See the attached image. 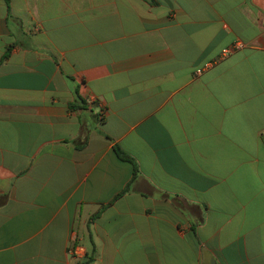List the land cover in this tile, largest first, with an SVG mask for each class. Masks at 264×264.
Masks as SVG:
<instances>
[{
  "label": "crops",
  "instance_id": "1",
  "mask_svg": "<svg viewBox=\"0 0 264 264\" xmlns=\"http://www.w3.org/2000/svg\"><path fill=\"white\" fill-rule=\"evenodd\" d=\"M210 263L264 264V0H0V264Z\"/></svg>",
  "mask_w": 264,
  "mask_h": 264
},
{
  "label": "trees",
  "instance_id": "2",
  "mask_svg": "<svg viewBox=\"0 0 264 264\" xmlns=\"http://www.w3.org/2000/svg\"><path fill=\"white\" fill-rule=\"evenodd\" d=\"M115 154L119 158V160H121V161H126V162H129V163L132 162L131 159L125 153H123L122 151H120L118 148H115ZM93 253L94 252L92 251L91 252V255ZM87 260L88 261H91L92 260V256H89Z\"/></svg>",
  "mask_w": 264,
  "mask_h": 264
},
{
  "label": "built area",
  "instance_id": "3",
  "mask_svg": "<svg viewBox=\"0 0 264 264\" xmlns=\"http://www.w3.org/2000/svg\"><path fill=\"white\" fill-rule=\"evenodd\" d=\"M240 47H241V44H239V43H234V44L232 45V47H230V48H228V49H226V50L223 51V56L229 54L232 50H234V49H236V48H240ZM72 254H73V255H76V254H77V250H76V249H73V250H72Z\"/></svg>",
  "mask_w": 264,
  "mask_h": 264
},
{
  "label": "water",
  "instance_id": "4",
  "mask_svg": "<svg viewBox=\"0 0 264 264\" xmlns=\"http://www.w3.org/2000/svg\"><path fill=\"white\" fill-rule=\"evenodd\" d=\"M210 264H212V263H210Z\"/></svg>",
  "mask_w": 264,
  "mask_h": 264
}]
</instances>
